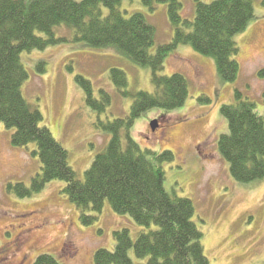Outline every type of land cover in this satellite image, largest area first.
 <instances>
[{
  "label": "rangeland",
  "instance_id": "374dc122",
  "mask_svg": "<svg viewBox=\"0 0 264 264\" xmlns=\"http://www.w3.org/2000/svg\"><path fill=\"white\" fill-rule=\"evenodd\" d=\"M182 1V16L193 19L192 0ZM252 2L253 18L234 36L237 78L222 80L213 58L180 44L166 56L161 74L184 75L188 87L185 102L170 110H146L130 128L141 149L172 151L173 161L162 165L164 186L172 195L191 200L192 219L202 232L209 264H264V180L235 181L217 147L220 135L227 131L220 108L233 102L235 88L264 116V73H260L264 72V4L262 0ZM118 9L125 16L143 13L154 26L151 52L171 40L173 31L165 4L158 2L150 13L140 0H122ZM55 35L64 40L22 53L29 75L21 91L26 102L39 109L41 124L67 151L68 164L82 180L94 155L110 138L99 122L104 126L125 117L132 102L114 88L109 69H122L132 91L152 90L150 70L114 50L94 49L75 41L67 27L56 28ZM41 61L45 65L39 71L36 65ZM77 75L90 81L94 96L99 97V89L109 94L110 104L104 113L98 114L86 104L84 91L75 80ZM153 119L157 120L154 130L150 126ZM163 129L171 135L168 140L162 135ZM11 132L0 122V264H33L39 254H50L60 264H93L96 250L113 248L114 231L127 228L136 237L140 226L129 215L114 212L108 202L100 212L86 211L95 219L83 224L79 209L62 192L64 183L60 180L48 181L40 191L26 197L8 191V183L30 186L41 166L31 154L34 144L12 145ZM121 136L124 142V131ZM130 256L134 264H145L146 259L136 258L132 251Z\"/></svg>",
  "mask_w": 264,
  "mask_h": 264
},
{
  "label": "trees",
  "instance_id": "16d2710c",
  "mask_svg": "<svg viewBox=\"0 0 264 264\" xmlns=\"http://www.w3.org/2000/svg\"><path fill=\"white\" fill-rule=\"evenodd\" d=\"M121 1L0 0V122L12 129V145L34 144L31 154L41 164L30 186L8 183L6 189L26 197L56 179L64 183L62 192L79 209L83 224L95 219L86 211L100 212L105 202L114 212L129 215L140 226L136 237L127 228L114 231L113 248L96 250L93 264H134L130 251L136 258L146 259L145 264H209L201 243L202 232L192 219L191 200L172 195L164 186L162 165L173 161L172 151L141 149L131 137L130 128L146 110H170L185 102L188 87L184 75L161 74L166 56L180 44L213 58L222 80L232 82L237 78L238 47L234 36L244 31L253 18V2L192 0L193 19H188L181 14L182 0H140L150 13L158 2L165 4L173 31L168 43L158 44L151 52L154 26L143 13L125 16L118 9ZM62 26L74 33L77 42L94 49L114 50L132 63L149 68L152 84L150 91H132L127 88L122 69H109L114 88L132 102L125 117L106 121L104 126L99 122L110 138L103 150L94 155L82 180L68 164L67 151L41 124L39 109L27 103L21 91L29 75L22 53L43 50L64 40L55 35V29ZM44 65L41 61L36 69L42 71ZM75 80L84 91L86 104L98 114L104 113L110 104L109 94L99 89L96 97L89 80L80 75ZM233 97V102L220 108L227 131L218 139L219 154L235 181L264 180V116L238 88ZM33 264L60 263L50 254H39Z\"/></svg>",
  "mask_w": 264,
  "mask_h": 264
},
{
  "label": "bare ground",
  "instance_id": "6f19581e",
  "mask_svg": "<svg viewBox=\"0 0 264 264\" xmlns=\"http://www.w3.org/2000/svg\"><path fill=\"white\" fill-rule=\"evenodd\" d=\"M165 129L162 130V133H163L162 135L165 137L164 139L168 140V138H170L171 135H169V131H168V134H167V131Z\"/></svg>",
  "mask_w": 264,
  "mask_h": 264
},
{
  "label": "water",
  "instance_id": "95a60500",
  "mask_svg": "<svg viewBox=\"0 0 264 264\" xmlns=\"http://www.w3.org/2000/svg\"><path fill=\"white\" fill-rule=\"evenodd\" d=\"M151 129L153 130L156 127V121L150 123Z\"/></svg>",
  "mask_w": 264,
  "mask_h": 264
}]
</instances>
